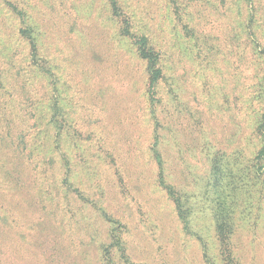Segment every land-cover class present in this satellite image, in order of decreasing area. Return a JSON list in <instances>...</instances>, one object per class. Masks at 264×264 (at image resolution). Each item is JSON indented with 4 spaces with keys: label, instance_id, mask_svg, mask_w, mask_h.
Wrapping results in <instances>:
<instances>
[{
    "label": "rangeland",
    "instance_id": "374dc122",
    "mask_svg": "<svg viewBox=\"0 0 264 264\" xmlns=\"http://www.w3.org/2000/svg\"><path fill=\"white\" fill-rule=\"evenodd\" d=\"M263 150L264 0H0V264H264Z\"/></svg>",
    "mask_w": 264,
    "mask_h": 264
},
{
    "label": "trees",
    "instance_id": "16d2710c",
    "mask_svg": "<svg viewBox=\"0 0 264 264\" xmlns=\"http://www.w3.org/2000/svg\"><path fill=\"white\" fill-rule=\"evenodd\" d=\"M140 39H138L136 41V44L139 45V56L141 57V59H143L144 61H146L148 63V67L149 70L151 72V83L154 84L157 81H159L162 72L161 69L158 68V58H157V54L155 51H153L152 47L149 46L148 43V39L144 36L139 37ZM33 46H35V44H33ZM262 155H264V150L261 152ZM262 183L264 184V180H262ZM120 224V225H119ZM119 226H123L121 225V223H118ZM124 227H122L121 229H123ZM122 233V232H121ZM118 239L121 240L120 236L118 235Z\"/></svg>",
    "mask_w": 264,
    "mask_h": 264
}]
</instances>
